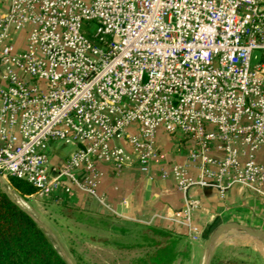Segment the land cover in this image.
Instances as JSON below:
<instances>
[{
  "label": "built area",
  "instance_id": "2783aa9c",
  "mask_svg": "<svg viewBox=\"0 0 264 264\" xmlns=\"http://www.w3.org/2000/svg\"><path fill=\"white\" fill-rule=\"evenodd\" d=\"M158 130L199 168L194 177L161 162L180 191L212 187L224 199L237 185L264 196V0H9L0 173L10 191L8 175L30 182V196L64 203L78 192L107 209L97 163L149 173L165 158ZM196 207L189 199L171 217L191 239L202 232Z\"/></svg>",
  "mask_w": 264,
  "mask_h": 264
},
{
  "label": "crops",
  "instance_id": "0c3cea01",
  "mask_svg": "<svg viewBox=\"0 0 264 264\" xmlns=\"http://www.w3.org/2000/svg\"><path fill=\"white\" fill-rule=\"evenodd\" d=\"M8 7L9 0H0V15L5 14ZM156 142L165 158L154 163L147 174L137 167H127L119 174H115L109 164L97 163L101 173L97 191L104 196L108 204L107 209L101 208L95 200L78 192L69 196L64 203L56 200L54 202L60 207L67 204L89 212L106 210L121 218L174 228L185 234V241L189 244L188 254H204L203 245L206 242L204 230L211 224L215 223V226L228 218L237 219L235 222L242 225L249 223L264 229V196L256 195L249 189L237 185L227 189L224 199H220L212 187L195 185L188 188L186 192H182L176 187L171 177L160 176L161 162L168 160L186 164L189 175L194 177L199 174V168L196 163L186 160L184 145L167 136L162 130H158ZM64 147L54 144V155L57 157L66 155L68 149L65 150ZM212 155L218 158L222 156V153L214 151ZM256 156L259 162L264 163V146L258 150ZM189 199L197 201V207L191 212L192 224L202 230L197 239H191L187 227L171 219L186 207ZM36 215L41 217L38 212ZM250 243L260 249L257 254H264V244L257 239Z\"/></svg>",
  "mask_w": 264,
  "mask_h": 264
},
{
  "label": "trees",
  "instance_id": "16d2710c",
  "mask_svg": "<svg viewBox=\"0 0 264 264\" xmlns=\"http://www.w3.org/2000/svg\"><path fill=\"white\" fill-rule=\"evenodd\" d=\"M11 190L22 201L35 192L34 186L21 178L8 175ZM24 197V198H23ZM61 214L76 223L104 232L96 240L119 250L140 254L136 264H174L188 257L185 234L174 228L121 218L111 212H89L67 204ZM215 223L208 226L206 238ZM0 264H67L52 240L36 222L0 190ZM211 264H245L235 257L223 258L215 251Z\"/></svg>",
  "mask_w": 264,
  "mask_h": 264
},
{
  "label": "rangeland",
  "instance_id": "374dc122",
  "mask_svg": "<svg viewBox=\"0 0 264 264\" xmlns=\"http://www.w3.org/2000/svg\"><path fill=\"white\" fill-rule=\"evenodd\" d=\"M64 149L69 150L67 147H64ZM24 199L26 201L22 202L25 207L34 211V214L38 212L41 219L57 235L73 264L137 263L135 260L140 254H137L133 250H119L112 246L104 245L99 241L92 240L97 239L98 236L102 237L104 232L76 223L73 218L64 216L61 214V207L54 200H42L38 196H28L27 199ZM207 237L205 241H207ZM242 238L250 237H229L219 242L215 251L223 258L235 257L244 261L245 264H264V254H257L260 249L253 243H250L255 239ZM205 244L206 242H204V247ZM203 262L204 254H188V257L178 258L175 264H203Z\"/></svg>",
  "mask_w": 264,
  "mask_h": 264
},
{
  "label": "water",
  "instance_id": "95a60500",
  "mask_svg": "<svg viewBox=\"0 0 264 264\" xmlns=\"http://www.w3.org/2000/svg\"><path fill=\"white\" fill-rule=\"evenodd\" d=\"M0 190L3 191L15 204H17L22 210H24L35 222L36 224L44 230V232L49 236V238L54 243L55 247L57 248L58 252L62 256V258L65 260L67 264H73V262L70 260L68 253L66 252L65 248L62 246L59 238L57 235L53 232V230L49 227L45 221L41 219L38 215L34 214L27 208L23 207L17 200L14 198L11 191L7 188L5 180L3 176L0 173ZM237 221V219L228 218L225 220H222L220 223L214 226V228L210 231L207 241L205 244V250H204V262L203 264H211V260L216 248L215 240L217 234L228 224ZM248 231L262 244H264V229L255 227L249 223L246 224Z\"/></svg>",
  "mask_w": 264,
  "mask_h": 264
},
{
  "label": "bare ground",
  "instance_id": "6f19581e",
  "mask_svg": "<svg viewBox=\"0 0 264 264\" xmlns=\"http://www.w3.org/2000/svg\"><path fill=\"white\" fill-rule=\"evenodd\" d=\"M14 198L19 202L23 207L25 205L23 204L22 200H20L17 196H15V193H13ZM29 207V205H28ZM26 208V207H25ZM31 209V208H30ZM29 210V208H28ZM31 211V210H30ZM34 212V211H31ZM233 236H247L250 238L256 239L247 229L246 225H242L236 222H232L228 225H226L216 236L215 244L217 245L219 242H222L226 240L229 237Z\"/></svg>",
  "mask_w": 264,
  "mask_h": 264
}]
</instances>
